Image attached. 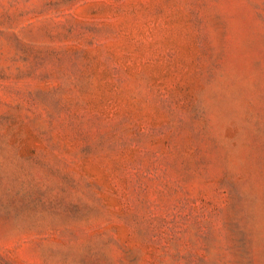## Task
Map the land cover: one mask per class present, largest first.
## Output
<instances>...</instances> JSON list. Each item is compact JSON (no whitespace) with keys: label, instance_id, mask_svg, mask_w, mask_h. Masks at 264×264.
Wrapping results in <instances>:
<instances>
[{"label":"rangeland","instance_id":"374dc122","mask_svg":"<svg viewBox=\"0 0 264 264\" xmlns=\"http://www.w3.org/2000/svg\"><path fill=\"white\" fill-rule=\"evenodd\" d=\"M0 264H264V0H0Z\"/></svg>","mask_w":264,"mask_h":264}]
</instances>
